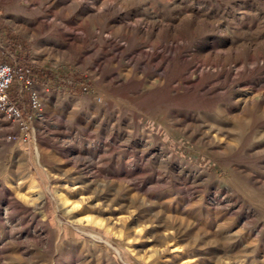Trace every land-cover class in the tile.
Instances as JSON below:
<instances>
[{"label":"rangeland","instance_id":"1","mask_svg":"<svg viewBox=\"0 0 264 264\" xmlns=\"http://www.w3.org/2000/svg\"><path fill=\"white\" fill-rule=\"evenodd\" d=\"M60 1L0 0L56 72L0 114V264H264V0Z\"/></svg>","mask_w":264,"mask_h":264},{"label":"built area","instance_id":"2","mask_svg":"<svg viewBox=\"0 0 264 264\" xmlns=\"http://www.w3.org/2000/svg\"><path fill=\"white\" fill-rule=\"evenodd\" d=\"M17 76L16 67L8 63H0V114L8 121L24 124L26 123L23 113L18 105L10 98V89ZM20 88H30V107L34 114L42 111L41 95L38 90H32L34 84L28 79L19 78Z\"/></svg>","mask_w":264,"mask_h":264},{"label":"trees","instance_id":"3","mask_svg":"<svg viewBox=\"0 0 264 264\" xmlns=\"http://www.w3.org/2000/svg\"><path fill=\"white\" fill-rule=\"evenodd\" d=\"M10 44V46H12V49H16V46L19 45L17 49L18 51H20V53L18 54V58H16L15 64H10L15 66L17 70V76L15 77L10 89V96L16 102L19 96V92L18 90H16V86H14V83L18 82L20 77L23 79H28L34 85L47 87L56 79V72H54L50 68H39L33 65L30 61L29 47L26 44H23L20 39L12 37L10 39ZM0 63L3 62L0 61ZM73 84L76 85L75 88L69 86L67 87V89H69L71 93L79 92V89L77 88L78 81L75 80ZM85 91H87L86 88Z\"/></svg>","mask_w":264,"mask_h":264},{"label":"bare ground","instance_id":"4","mask_svg":"<svg viewBox=\"0 0 264 264\" xmlns=\"http://www.w3.org/2000/svg\"><path fill=\"white\" fill-rule=\"evenodd\" d=\"M59 1H60V0H59ZM61 1H62V0H61ZM61 1H60V2H61ZM113 1H119V0H113ZM80 4H81V3L78 2V3H76V4L74 5V7H75V8H78V7H80ZM104 7H105L106 11H108V9H110L111 6L108 5V4H104ZM110 14H112V13H110ZM44 24H45V23H44ZM39 26H40V25H39ZM43 26H44V25H43ZM138 26H139V25H138ZM121 27H122V26H121ZM40 29H41V28H40ZM123 29H124V28H123ZM68 30H69V29H68ZM48 34H49V33H48ZM57 36H58V35H57ZM62 36H63V35H62ZM70 36H71V35H70ZM73 36H74V35H73ZM64 37H65V36H64ZM91 37H93V36H91ZM91 37H90V38H91ZM99 37H100V36H99ZM88 38H89V37H88ZM90 38H89V39H90ZM101 38H102V37H101ZM73 39L76 40L77 38H76V37H73ZM69 40H70V39H69ZM102 40H103V39H102ZM102 42H103V41H102ZM106 42H107V41H106ZM99 44H100V43H99ZM103 45H104V44H103ZM115 46L117 47L118 45L116 44ZM106 47H107V46H106ZM112 47H113V46H112ZM113 48H114V47H113ZM101 52H102V51H101ZM153 54H154V53H153ZM145 55H146V56H148V55L153 56L152 54H149V53H145ZM114 57H115V56H114ZM134 58H135V57H134ZM113 59H114V58H113ZM97 64H98V63H97Z\"/></svg>","mask_w":264,"mask_h":264}]
</instances>
